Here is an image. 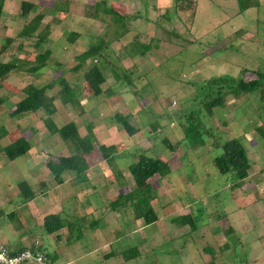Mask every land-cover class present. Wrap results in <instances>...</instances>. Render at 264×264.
I'll use <instances>...</instances> for the list:
<instances>
[{
	"label": "rangeland",
	"instance_id": "rangeland-1",
	"mask_svg": "<svg viewBox=\"0 0 264 264\" xmlns=\"http://www.w3.org/2000/svg\"><path fill=\"white\" fill-rule=\"evenodd\" d=\"M21 2L10 4L19 7L13 27L0 28V62L15 59L17 69L0 80V127L6 131L0 138V151L19 137L27 141L29 150L4 163L0 152V242L6 247L18 244L27 228L32 238L42 235L41 226L32 225L34 217L22 214L26 202L15 196L16 184L23 180L34 190L42 182L46 191V182L53 181L41 171V162L74 153L69 141L49 134L44 120L50 119L56 127L72 122L82 137L90 129L94 138V149L85 156V182L75 183L74 176L61 175V184H69L77 193L74 186L81 188V203L96 205L91 214H82L87 222L100 219L92 230L98 235L92 247L83 245L87 232L82 230L77 242L84 250L94 247L97 256L82 254L79 264H264V139L256 130L264 132V98L259 99V91L224 95L222 108H212L209 115L202 107L212 78L248 82L257 78V72L264 75V0L242 13L235 0H183L180 6L187 11L176 13L174 0H34L36 9L25 17L20 15ZM103 8L130 18L125 33L112 36L116 28ZM35 16L41 19L34 34H43L38 46L34 35H19L20 28ZM71 34L74 40L69 43ZM6 39L11 40L7 47ZM134 40L149 47L143 56L128 55ZM96 45L104 47L105 82L103 93L93 97L82 74L95 61L73 67L75 56ZM45 51L49 52L46 61L35 63ZM33 66L36 72L27 71ZM58 78L77 88L78 106L61 104L56 94ZM50 83L54 85L45 94L54 97L51 115L39 109L9 116L27 87ZM116 113L127 115L137 132L126 135L114 122ZM191 126L198 136L185 134ZM230 139L242 144L250 165L246 181L238 187L230 176L219 174L212 161ZM99 145L114 146L111 163L102 161ZM27 154L37 155L30 171L23 163ZM140 154L168 162L170 169L168 175L148 181V199L157 217L151 225L105 206L133 188L126 168ZM77 200L63 203L57 213L63 216L73 210L80 216L83 209ZM185 215L193 220V227L175 221ZM131 246L138 251L133 260L124 262L116 255L103 259L109 247L114 252ZM60 247L64 249L63 244Z\"/></svg>",
	"mask_w": 264,
	"mask_h": 264
},
{
	"label": "trees",
	"instance_id": "trees-1",
	"mask_svg": "<svg viewBox=\"0 0 264 264\" xmlns=\"http://www.w3.org/2000/svg\"><path fill=\"white\" fill-rule=\"evenodd\" d=\"M183 0H174L173 11L176 12H184L187 11V8L184 6H180ZM238 13H242L247 9L257 7V0H235ZM2 0H0V10H1ZM34 6L27 1H23L20 3V15L25 17L29 12L33 10ZM104 13L109 14L110 20L113 25H115V30L113 31L112 36L119 37L123 33L126 32L125 22L129 21L130 18L127 16H123L118 14L116 11L111 9L103 8ZM41 17L35 16L32 20L21 30V37H36L34 42L35 46H38L43 40L42 33L34 34L38 29V22ZM173 35L175 38H178L176 34L172 32L169 33ZM74 35L71 34L69 36L68 42H73ZM98 41L102 42L103 40L99 39ZM6 47L10 45L11 40L6 39L5 41ZM133 50L128 54L130 56L139 55L143 56L144 52L148 50V46L144 44H138L136 40L130 42ZM104 47L100 45L90 46L86 51L82 52L78 56H75L74 59L77 61L76 65L73 67L74 69H78L82 66H85V62L87 60L95 61L91 64V66L87 67L82 74V79L86 83L87 88L93 95V97H97L101 95L102 92V84L105 82L104 75L102 74V63L105 62V55H103ZM49 52H44L43 54L37 56L34 60L35 63L43 64ZM12 59L10 62L1 63L0 62V80H3L5 76L16 69L13 64ZM101 62V63H100ZM27 71L36 72V67H31ZM113 76L117 78V74L112 70ZM256 79L248 82H244L241 79L235 80L231 77L219 76L212 78L208 82V94L205 96L206 100L202 103V107L208 112V115L211 112L212 108H222L223 106V97L224 95H231L233 97L239 95L240 93L250 94L255 91H259L260 96L259 99L262 101L264 98V75L257 72ZM123 79L126 83L129 82V78L124 75ZM59 86V90L57 91V96L63 105H67L69 107L78 106V102L76 100V92L77 88L73 90L64 79L58 78L55 81ZM54 83H50L46 86H41L39 88L29 86L25 89V96L17 101L12 110L9 113L10 117L20 116L27 113H34L39 109H43V111L47 115H51L54 112V106L52 101L54 97H48L45 94V91L50 88ZM111 92L107 91V94ZM3 100L0 99V103ZM81 112V111H80ZM114 122L124 131V133L128 136H131L137 132V129L129 124L127 121V115L114 114L113 115ZM45 127L49 134H55L62 142H70L73 146V154L67 156H60L56 159V161H47L45 162V166L51 175L52 181L60 185L63 180L61 178L62 174L67 172H72L74 174V179L76 183L85 182V171L87 170V164L85 161V156L89 155L94 149V138L91 130L88 129L85 136H79L75 125L72 122H67L60 127H56L50 119L44 120ZM260 134L259 136L264 139V132H262L259 128L256 129ZM189 133H193L195 136H198L197 132L192 128V126L185 132L187 136ZM6 134V131L3 128H0V138ZM97 151L99 152V156L102 161L111 163L115 158L114 146H96ZM220 154L213 158V164L221 175L230 176L231 181H236L234 186L238 187L245 182L248 177V170L250 168L248 158L246 156V151L242 144L239 143L237 139H230L225 141L220 147ZM29 150V144L24 138H17L13 142L9 143L5 147L1 149L2 155L4 159L8 162L14 161L15 159L24 156ZM128 172V176L130 177V181L133 183V188L129 191H124L119 193L113 201L109 202L105 205L111 212L118 213L123 211L128 217H131L132 220H141L144 225H151L156 222L157 217L151 207L148 188V181L153 177H164L170 173L168 162L162 161L160 159H152L146 157L143 154L137 156L134 163L129 164L126 168ZM39 189L34 190V188L28 184L27 181H19L16 184V188L18 190V199L24 204L27 200L37 195L38 193H42L45 188V184L40 182L38 185ZM88 203V201H86ZM90 204V203H89ZM82 209V206H81ZM96 208H94L95 210ZM82 212V211H80ZM82 215V213H80ZM76 217V216H75ZM175 221L180 222L182 225L190 224L193 227V220L189 215L179 216L175 218ZM100 219H95L90 222H87L85 217H78L75 220L65 218L64 216H60V214H49L42 218V233L45 235H53L56 239L60 235L59 231H66V239L70 242L78 241L82 237V228L87 224V228L90 230L95 229L97 223L99 224ZM123 247V246H122ZM121 247V248H122ZM38 251L44 256L46 261L53 262L54 258H50L47 260V254L41 250L39 246H37ZM108 249L107 254L103 255V259H109L113 255L119 256L122 261L127 262L135 259L138 256V251L136 247L131 246L127 248H118L116 251L111 252ZM211 253V250H206ZM47 262V263H48Z\"/></svg>",
	"mask_w": 264,
	"mask_h": 264
},
{
	"label": "crops",
	"instance_id": "crops-1",
	"mask_svg": "<svg viewBox=\"0 0 264 264\" xmlns=\"http://www.w3.org/2000/svg\"><path fill=\"white\" fill-rule=\"evenodd\" d=\"M13 1L16 3L17 6H19V2H21V1L22 2L28 1L34 6L33 10H35L37 7V6H35L37 4L34 2V0H18V1L17 0H2L1 12H0V20L2 21V24L0 23V28L2 31L7 30V28H9L6 25H9V26L11 25L10 27H13L15 15H17V17H18L17 13L19 11V9H18L19 7H15L16 5L10 7V4H12ZM13 7H15V9H13ZM8 8H12L11 9L12 11L10 12L9 10H7ZM20 29H23V28H20ZM10 37H12V36H10ZM0 55H1V53H0ZM1 56H3V55H1ZM17 57L18 56L16 55L13 58H17ZM6 103H7V101H6ZM3 105H4V103H3ZM2 109H3V107H2ZM0 128H2V127H0ZM36 156H37L36 154H27V156L23 160V163H25V166L29 171L31 170L30 167H32V164L34 163ZM4 161L7 162L5 159H3L2 163H4ZM46 161H48V160L46 159ZM46 161L44 160L43 162H41L42 163V166H41L42 170L41 171L43 172V170H45L49 174V172L45 166ZM66 175H69L72 177L74 176V174L72 172H67ZM51 183L46 182V187H47L46 191L44 190V191H42V193L41 192L38 193L37 195H35L32 198H30L29 200H27L26 203L24 204L26 211H23L22 214H23V216H24V214L28 215V218L31 216L34 217V221L32 222L33 226L36 224H39V226H41L42 218L44 216L49 215V214H58L57 212H59L61 210L60 207H62L63 203L66 204L68 202V200H70V199H73L76 201L77 200L76 197L78 198L77 201L80 202L79 207L82 206V209H83V212H80V213L89 215L93 211H95L94 208H96V205L86 203V201H83L81 203L80 197H82L83 194H82L81 188L78 187L77 185L74 187L80 193L75 192V190H73L69 184L63 183L57 187H54L56 185L53 182H51ZM75 183H76V181H75ZM0 186L3 188V185H0ZM17 196H18V194H16L15 197H17ZM9 202H10V200L8 201V203ZM54 207H55V209H54ZM63 216L65 218H69V219H73V220H75L78 217H84L81 214H80V216H77L76 211H73V210H71V211L68 210L67 213L64 212ZM22 223H24V222H22ZM84 228H87L86 225H84V227L82 228V231L87 232V235L83 236V245H85V243H87V244H89V246L92 247L93 240L95 241L96 237H98V235L94 231H92L88 228L87 229H84ZM41 231H42V228H41ZM59 233H60V235L58 236L57 239L53 235L43 236V233L38 238H32L31 236H28L29 232H28V228H27V234L23 235L22 238H20L19 243L18 244L17 243L16 244L10 243V245L9 244L7 245V248L11 251H18L20 249L29 248V247H32L31 242L33 240H36V242L38 243V246L41 248V250H43V252L45 254H47V256H46V257H48L47 260L50 258H54L53 262L46 261V263L48 262L47 264H79V262L82 259L78 258V257L82 256V254H94L95 255L96 250H93L94 247L91 249H88V250H84V248H82L79 245V243L77 244L78 241H75L73 243H71V242L69 243L67 241V239H66L67 234H66V231L64 229L59 231ZM84 238H87L88 241L85 242ZM3 243H4V241L0 242V244H3ZM60 244L64 245V249L60 247ZM95 256H97V255H95ZM87 260L91 261L92 259L87 257ZM105 260H107V259H105Z\"/></svg>",
	"mask_w": 264,
	"mask_h": 264
},
{
	"label": "built area",
	"instance_id": "built-area-1",
	"mask_svg": "<svg viewBox=\"0 0 264 264\" xmlns=\"http://www.w3.org/2000/svg\"><path fill=\"white\" fill-rule=\"evenodd\" d=\"M37 246L38 243L35 242L32 247L11 251L0 244V264H47Z\"/></svg>",
	"mask_w": 264,
	"mask_h": 264
}]
</instances>
